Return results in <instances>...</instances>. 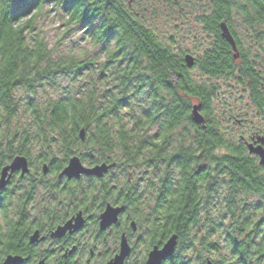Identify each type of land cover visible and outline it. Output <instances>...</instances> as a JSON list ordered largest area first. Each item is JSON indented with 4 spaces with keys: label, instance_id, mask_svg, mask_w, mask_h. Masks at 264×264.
Returning <instances> with one entry per match:
<instances>
[{
    "label": "trees",
    "instance_id": "obj_1",
    "mask_svg": "<svg viewBox=\"0 0 264 264\" xmlns=\"http://www.w3.org/2000/svg\"><path fill=\"white\" fill-rule=\"evenodd\" d=\"M133 1L29 0L20 4L0 0L3 126L16 114L15 89L34 93L45 85L64 91L45 104H28L29 128L16 129L4 143L0 140V154L8 153V157L0 155V168L12 155L32 160V153L39 152L55 170L73 156L92 165L117 162L134 169L135 175L142 169L151 177L143 185L146 193L141 195L143 186L136 183L116 192L115 199V189L107 184L103 199L123 200L135 217L143 216L135 209L148 207L153 243L175 235L178 248L189 252L188 262L179 255L171 264H264V238L241 239L235 253L218 249L229 212L235 217L239 208L231 203L233 195L239 194L240 186L257 190L264 180L258 162L235 136L229 121L237 105L220 101L226 107L215 106L221 91L230 95L235 85L251 105L245 118L251 114L264 120V0H193L198 6L201 3L196 26L204 38L198 40L196 33L193 38L198 42L191 50H179L172 37L163 39L146 26L132 9ZM48 4L61 12L64 26H80L92 45L112 43L103 47L104 59L53 56L35 29V18ZM173 5L171 11L189 13ZM223 22L233 36L238 58L222 35ZM240 34L249 41L246 46ZM186 54L195 58L192 68L184 61ZM193 70L197 75L191 74ZM82 75L91 76L85 87H61L65 81L78 83ZM229 99L235 102L232 96ZM195 104H200L204 127L191 120ZM236 115L240 120L241 115ZM222 122L229 129L224 130ZM234 222L242 229L250 225L237 218ZM210 247L215 248L214 255L209 254Z\"/></svg>",
    "mask_w": 264,
    "mask_h": 264
},
{
    "label": "flooded vegetation",
    "instance_id": "obj_2",
    "mask_svg": "<svg viewBox=\"0 0 264 264\" xmlns=\"http://www.w3.org/2000/svg\"><path fill=\"white\" fill-rule=\"evenodd\" d=\"M248 51L253 52L251 49ZM235 116L231 114L229 117L234 134L247 146L250 157L258 162L259 175L264 180V165L259 163L257 155L250 153L248 147L252 144L264 150V128L256 130L262 128L250 124L243 115L240 120ZM0 155L8 157L6 152ZM16 156L18 154L12 155L0 168V178L2 169ZM40 157L41 153L32 160L26 157L29 166L27 173H22V170L11 173L9 170L5 175L6 183L0 189V264L10 256L18 261L16 264H108L121 254L123 240L128 249L121 264H147L152 250L161 249L166 244L167 238L152 241V218L148 207L135 209L143 215L135 217L133 209L124 205L123 200L104 202L103 199V188L107 184L115 189V193L123 192L136 183L142 187L145 180L146 183L149 181L150 175L138 178L130 167L126 169L117 162H101L113 164L102 177L82 174L80 178H69L62 174L69 160L62 168L55 170L52 162L43 161ZM81 163L89 168L99 164ZM44 165L46 169H43ZM249 187L251 189L246 191L247 188L240 186L239 194L233 195V199H236H232L231 203L239 208L235 217L232 212L227 216V227L218 248L222 252L235 253L240 240L247 236L259 240L264 238V183L257 190ZM85 192H89V195L84 196ZM143 192L146 193L144 187L140 194ZM116 197L117 193L113 198ZM107 205L122 208V211L115 223L102 230L100 217ZM236 218L250 225L247 224L243 231L240 225L235 224ZM213 245L214 238L211 247ZM211 247L209 254L214 255L215 248ZM179 255L189 261V252L183 253L176 244L173 254L160 264H171Z\"/></svg>",
    "mask_w": 264,
    "mask_h": 264
},
{
    "label": "rangeland",
    "instance_id": "obj_3",
    "mask_svg": "<svg viewBox=\"0 0 264 264\" xmlns=\"http://www.w3.org/2000/svg\"><path fill=\"white\" fill-rule=\"evenodd\" d=\"M20 4L29 3V0H19ZM173 3L179 5V7H184L189 9V13H183L184 9L177 10L174 8L171 11V7H175ZM201 3H199L200 6ZM197 1L193 0H134L132 3V9L139 13V19L142 22H145V25L152 28V30L156 31L158 35H160L163 39L166 37H172L177 43V47L180 50L192 49L198 41H194L193 36L196 35L198 40L202 41L204 37L200 33V27L196 26L198 23L196 22L197 15L199 13V8ZM203 6V3H202ZM195 7V10L192 9ZM198 10V11H197ZM147 23V24H146ZM65 22L63 20V16L61 12L54 6L48 4L42 12H40L35 18V29H37L40 34L45 38V41L48 44V47L53 50V56H68L73 55L75 57H79L84 59L85 57H91L92 59H97L98 61L103 60L105 57V49L108 46H113V44H106L105 46H94L90 43V40L86 39L83 35V31L80 26H75L71 29L68 26H64ZM200 34V35H199ZM243 34V33H242ZM241 36V34H240ZM241 41L244 43L243 45H247L249 41L245 38V36H241ZM193 76L197 75L195 70L191 73ZM90 75H82L78 83H73L72 81L62 82L61 87H71L76 90V86L85 87L87 82L90 80ZM99 87L104 89V83L99 82ZM230 89V88H229ZM60 89L50 88L47 86H39L36 88L34 93L27 92L23 88H17L14 91V99L16 103V114L8 121V125L3 124L6 122L4 119L0 118V140L4 142L7 141V137L9 134L14 132L16 129H27L31 125L32 122V113L30 111L29 103L33 101L36 104L46 102V99H55L61 94H64V91H58ZM230 95H227L228 91H221L219 95V101L215 103V106L218 109H222L227 106L226 103H231L233 105H237L236 114L243 115L244 117L248 114L249 103L248 100L245 99L242 92L239 91L235 85L231 86ZM229 96H232L235 102H232L229 99ZM245 100V101H244ZM223 103L220 104L221 102ZM222 105V107L220 106ZM225 113V112H223ZM0 114H4V111L0 108ZM250 119H248L249 123L259 127L264 128V120L257 118H253L251 114ZM223 123V122H222ZM224 130L229 129L230 125L228 123H223ZM154 131L152 132V134ZM38 151V150H35ZM39 152L32 153V158L35 159ZM138 178L148 177L142 176L143 173H147L142 169L137 170ZM151 179V177L149 176ZM145 186V184H144ZM143 186V187H144ZM214 214V210H213ZM222 215V214H221Z\"/></svg>",
    "mask_w": 264,
    "mask_h": 264
},
{
    "label": "water",
    "instance_id": "obj_4",
    "mask_svg": "<svg viewBox=\"0 0 264 264\" xmlns=\"http://www.w3.org/2000/svg\"><path fill=\"white\" fill-rule=\"evenodd\" d=\"M221 31L223 37L229 42L235 51L234 58H238L235 41L233 36L231 35L227 25L223 22L221 23ZM184 61L188 68H192L195 62V58L191 54H186L184 57ZM191 120L194 124L204 125L205 118L200 112V104H195L192 106L191 110ZM204 127V126H203ZM80 138L82 141L85 139V132L82 129L80 131ZM249 151L251 154L257 155L260 160L259 163L264 165V150L262 147L257 146L254 147L252 144L248 145ZM113 164L107 165L105 163L98 164L93 167H85L82 165L81 160L77 156H73L69 159L67 166L63 169L62 174L68 176L69 178H80L82 174L88 176H99L102 177L110 168H112ZM46 165L43 166V169H46ZM10 170V172H15L18 170H22V173H27L29 170L28 160L25 156L18 155L13 158L11 163L4 167L1 172L0 178V189L5 185V175ZM122 211V208H113L111 205H107L104 213L101 215V229L104 230L111 224L117 221L118 214ZM79 222V219H77ZM63 230V229H62ZM177 244V238L175 235L171 236L166 244L161 248H154L152 252L149 254V258L147 264H160L161 261L169 256H171L175 250ZM128 246L125 243V240L122 242V251L119 256H116L114 260L109 262L108 264H121L123 257L127 254ZM18 261L14 257H8L2 264H16ZM207 264H211L208 262Z\"/></svg>",
    "mask_w": 264,
    "mask_h": 264
}]
</instances>
